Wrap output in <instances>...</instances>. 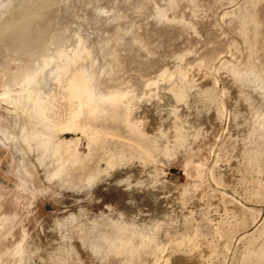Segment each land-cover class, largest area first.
Instances as JSON below:
<instances>
[{
  "label": "rangeland",
  "instance_id": "obj_1",
  "mask_svg": "<svg viewBox=\"0 0 264 264\" xmlns=\"http://www.w3.org/2000/svg\"><path fill=\"white\" fill-rule=\"evenodd\" d=\"M0 264H264V0H0Z\"/></svg>",
  "mask_w": 264,
  "mask_h": 264
}]
</instances>
